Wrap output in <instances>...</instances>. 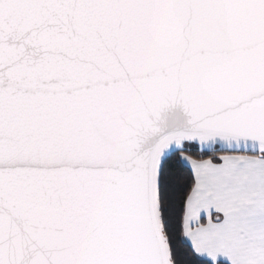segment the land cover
I'll return each instance as SVG.
<instances>
[{
	"label": "snow or ice",
	"instance_id": "1",
	"mask_svg": "<svg viewBox=\"0 0 264 264\" xmlns=\"http://www.w3.org/2000/svg\"><path fill=\"white\" fill-rule=\"evenodd\" d=\"M0 264H264V0H0Z\"/></svg>",
	"mask_w": 264,
	"mask_h": 264
}]
</instances>
